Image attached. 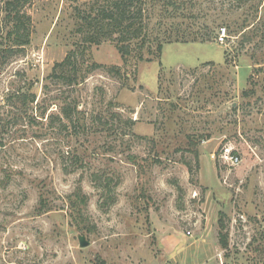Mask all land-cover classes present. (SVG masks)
<instances>
[{"label":"rangeland","instance_id":"1","mask_svg":"<svg viewBox=\"0 0 264 264\" xmlns=\"http://www.w3.org/2000/svg\"><path fill=\"white\" fill-rule=\"evenodd\" d=\"M92 2L32 0L0 66V264H264V0H157L125 60L82 43ZM71 52L72 87L53 75ZM32 84L43 118L7 103Z\"/></svg>","mask_w":264,"mask_h":264},{"label":"trees","instance_id":"2","mask_svg":"<svg viewBox=\"0 0 264 264\" xmlns=\"http://www.w3.org/2000/svg\"><path fill=\"white\" fill-rule=\"evenodd\" d=\"M32 0H3L0 21V66L5 65L13 56L21 54L30 45L32 38V20L26 12L27 5ZM157 0H93L90 10L76 9L75 25L77 33L82 37L84 45H99L105 41L115 43L122 59L129 57L136 47L141 49L151 44L150 11ZM173 3V0H169ZM172 5V4H168ZM209 35V34H208ZM206 35V36H208ZM210 37H202V41H209ZM159 53L162 44L158 45ZM53 75L64 80L70 87L79 84L78 61L76 54L71 52L62 62L54 67ZM111 72L120 74L119 69L112 68ZM7 103L22 108L35 105L37 115L43 118L46 108H39L38 95L34 92V84L26 91L19 90L11 93ZM39 110V113H38ZM81 112L78 105L73 104L60 108L59 117L62 123L74 129L83 127ZM110 179V178H108ZM107 179V180H108ZM81 203L86 204V197H79ZM221 227H224L221 222ZM223 247H227L225 241Z\"/></svg>","mask_w":264,"mask_h":264},{"label":"built area","instance_id":"3","mask_svg":"<svg viewBox=\"0 0 264 264\" xmlns=\"http://www.w3.org/2000/svg\"><path fill=\"white\" fill-rule=\"evenodd\" d=\"M227 36L226 28L222 29V33L220 34V40L223 42ZM221 157L225 164L228 166H237L241 163V157L234 152V150L230 146H225L222 149Z\"/></svg>","mask_w":264,"mask_h":264},{"label":"water","instance_id":"4","mask_svg":"<svg viewBox=\"0 0 264 264\" xmlns=\"http://www.w3.org/2000/svg\"><path fill=\"white\" fill-rule=\"evenodd\" d=\"M80 243H81V246L82 247H86L89 245V243L86 241L85 237L84 236H81L80 237Z\"/></svg>","mask_w":264,"mask_h":264}]
</instances>
